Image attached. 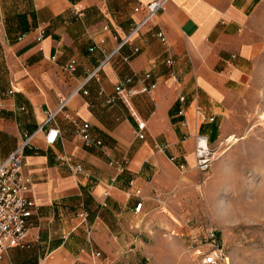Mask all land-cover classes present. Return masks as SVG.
Here are the masks:
<instances>
[{
    "label": "crops",
    "instance_id": "obj_1",
    "mask_svg": "<svg viewBox=\"0 0 264 264\" xmlns=\"http://www.w3.org/2000/svg\"><path fill=\"white\" fill-rule=\"evenodd\" d=\"M150 1L0 0V162L32 134L22 174L35 202L29 247L7 249L0 264H138L194 232L182 208L200 186L194 136L217 140L218 120L249 81L263 52L252 26L262 0H166L109 57L143 19L134 8ZM70 60L73 71L65 69ZM127 78L134 89L156 85L112 99ZM181 94L214 122L187 106L180 126ZM136 116L145 121L142 139ZM84 123L100 145H83L76 127ZM49 127L58 129L53 144L45 142Z\"/></svg>",
    "mask_w": 264,
    "mask_h": 264
},
{
    "label": "rangeland",
    "instance_id": "obj_2",
    "mask_svg": "<svg viewBox=\"0 0 264 264\" xmlns=\"http://www.w3.org/2000/svg\"><path fill=\"white\" fill-rule=\"evenodd\" d=\"M252 26L260 33L262 55L249 81L239 84L229 100L230 113L218 120L220 137L208 139L217 152L207 170L197 169L195 160L200 185L196 198H183L182 208L189 211L194 232L177 235L182 243L165 241L155 250L156 257L138 264H200L190 244L193 235L206 241L208 227L216 230L226 248L222 264H264V0Z\"/></svg>",
    "mask_w": 264,
    "mask_h": 264
},
{
    "label": "built area",
    "instance_id": "obj_3",
    "mask_svg": "<svg viewBox=\"0 0 264 264\" xmlns=\"http://www.w3.org/2000/svg\"><path fill=\"white\" fill-rule=\"evenodd\" d=\"M166 0H152L147 3L139 4L134 10H144L145 15L143 19L136 24L131 32L119 43L115 50L109 55V57L130 37L138 30V28L150 19L156 12L162 10L165 6ZM44 34L42 28H38L37 40H40ZM25 34H22L19 39L23 38ZM160 39L163 43H166L164 36L160 35ZM167 64H171L172 60H166ZM75 68V60H70L66 65L65 69L73 71ZM150 74L146 72L145 78H148ZM130 82V78L125 79L123 82H118L114 86L113 98H118L124 101H129L134 95L146 92L155 87V83H151L148 86H144L139 89L127 87L126 83ZM11 92V91H9ZM177 100L181 103L180 107L176 111V115L179 118L178 124L180 126L187 125V106H191L192 112L201 122H212L214 121L213 115H208L205 109L194 100L190 101L187 106L184 105L186 96L181 94L177 97ZM63 102H61V106ZM55 114L49 113L46 120L41 124V127ZM87 123L78 124L76 127V133L81 139L84 146L100 145L101 140L94 138L89 129ZM145 121L136 116V130L135 134L138 138L144 137ZM58 136V129L55 127H49L46 130L45 142L47 144L55 143ZM32 134L26 136L21 143L2 161L0 162V259L4 252L9 248H27L29 247L28 232H29V217L35 208L34 200L29 197L28 193L31 189V179H26L22 174V168L25 166V155L24 151L27 147H30V140ZM194 155L196 160V168L201 171H206L210 165L211 159L214 157L216 148L212 147L209 143L207 135L197 133L194 136ZM174 160V158H171ZM70 162V159H67ZM77 171L82 170L80 164H71ZM180 169L184 168V163H179ZM139 194V190L135 191ZM142 206V202H136L134 205V212H139ZM79 216L84 219L87 214L84 211L79 213ZM194 234V233H193ZM191 241V248L197 251L200 256V264H222L227 259L226 248L220 241L219 235L216 230L212 227L205 229L206 241L202 240L199 235H193ZM199 242V245H193L192 242ZM203 241V242H201ZM203 244L205 246L201 247ZM200 247L202 249H200ZM95 255H99L96 252Z\"/></svg>",
    "mask_w": 264,
    "mask_h": 264
},
{
    "label": "bare ground",
    "instance_id": "obj_4",
    "mask_svg": "<svg viewBox=\"0 0 264 264\" xmlns=\"http://www.w3.org/2000/svg\"><path fill=\"white\" fill-rule=\"evenodd\" d=\"M263 119H264V116H263ZM233 139H234V137H232ZM233 139H230V140H232L233 141ZM237 141V140H236ZM239 141V140H238ZM235 142V141H234Z\"/></svg>",
    "mask_w": 264,
    "mask_h": 264
}]
</instances>
